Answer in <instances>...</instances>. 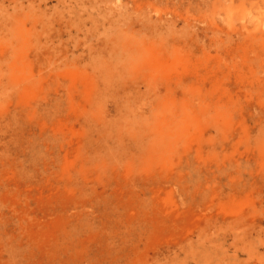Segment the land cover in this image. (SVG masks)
<instances>
[{
	"label": "rangeland",
	"instance_id": "374dc122",
	"mask_svg": "<svg viewBox=\"0 0 264 264\" xmlns=\"http://www.w3.org/2000/svg\"><path fill=\"white\" fill-rule=\"evenodd\" d=\"M0 264H264V0H0Z\"/></svg>",
	"mask_w": 264,
	"mask_h": 264
},
{
	"label": "bare ground",
	"instance_id": "6f19581e",
	"mask_svg": "<svg viewBox=\"0 0 264 264\" xmlns=\"http://www.w3.org/2000/svg\"><path fill=\"white\" fill-rule=\"evenodd\" d=\"M20 36L21 37H24L25 39H27L28 37H29V33L28 32H26V31H23V32H21L20 33ZM131 55V54H130ZM134 55H132V56H127L126 57V59L127 60H123V62L125 61V63H130L131 62V60H132V57H133ZM119 65V64H118ZM109 66V65H108ZM116 66H117V62L113 59V61H111L110 62V66L108 67V69L109 68H111V72H110V74L111 75H113V73L112 72H115L113 69H116ZM118 67V66H117ZM116 76H119L117 73H115L114 75H113V77H112V79L113 78H115ZM135 123H136V121H135ZM146 125L148 124H150V129H151V132H152V134L154 135V136H159L160 134H162V132H163V127L161 126L162 124H160V125H157V127H156V125L154 124V126H153V124L152 123H149V122H144ZM153 126V127H152ZM161 137H157V141L160 139Z\"/></svg>",
	"mask_w": 264,
	"mask_h": 264
}]
</instances>
